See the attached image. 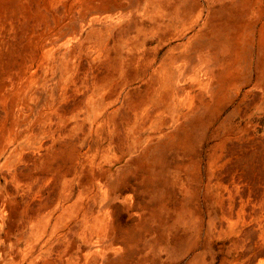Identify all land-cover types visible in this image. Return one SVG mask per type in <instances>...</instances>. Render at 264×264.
<instances>
[{
    "label": "rangeland",
    "instance_id": "obj_1",
    "mask_svg": "<svg viewBox=\"0 0 264 264\" xmlns=\"http://www.w3.org/2000/svg\"><path fill=\"white\" fill-rule=\"evenodd\" d=\"M219 3L0 0V264H264V0Z\"/></svg>",
    "mask_w": 264,
    "mask_h": 264
},
{
    "label": "bare ground",
    "instance_id": "obj_2",
    "mask_svg": "<svg viewBox=\"0 0 264 264\" xmlns=\"http://www.w3.org/2000/svg\"><path fill=\"white\" fill-rule=\"evenodd\" d=\"M217 1L220 2L219 4H222L224 0H217ZM179 19H180V18H179ZM175 62H176V61H175ZM197 62H199V57H197ZM231 214H232V213H231ZM232 216H233V215H232ZM253 234H254V233H253ZM243 237H244V236H243ZM251 238L254 239L253 237H251ZM258 239H259V238H258ZM258 239H257V240H258ZM252 241H253V240H252ZM257 242H258V241H257ZM231 244H232V243H231ZM240 244H241V242H240ZM239 246H240V245H239ZM239 246H238V247H239ZM253 249H254V248H253ZM261 249H263V248H260V250H261ZM251 250H252V249H251ZM251 250H250V251H251ZM244 252H245V251H244ZM255 253H256V252H255ZM263 255H264V254H263ZM251 258H252V257H251ZM251 258H250V259H251ZM256 258H257V257H256ZM254 259H255V258H254ZM246 261H247V260H246ZM251 262H252V261H251ZM254 262H255V261H254ZM248 263H249V262H248ZM249 264H250V263H249ZM251 264H252V263H251ZM254 264H255V263H254Z\"/></svg>",
    "mask_w": 264,
    "mask_h": 264
}]
</instances>
